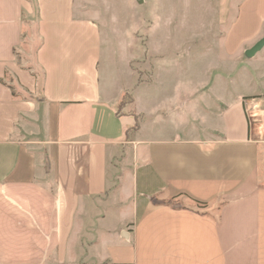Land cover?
Wrapping results in <instances>:
<instances>
[{
  "label": "crops",
  "instance_id": "crops-1",
  "mask_svg": "<svg viewBox=\"0 0 264 264\" xmlns=\"http://www.w3.org/2000/svg\"><path fill=\"white\" fill-rule=\"evenodd\" d=\"M96 1L0 0V264H264V46L194 119L180 96L128 135ZM214 1L233 63L264 0Z\"/></svg>",
  "mask_w": 264,
  "mask_h": 264
},
{
  "label": "rangeland",
  "instance_id": "rangeland-1",
  "mask_svg": "<svg viewBox=\"0 0 264 264\" xmlns=\"http://www.w3.org/2000/svg\"><path fill=\"white\" fill-rule=\"evenodd\" d=\"M97 1L103 35L101 78L104 84L112 79L124 88L118 105L123 102L122 112L135 113L142 136L154 127L176 125L169 119L154 126L152 112L147 113L150 106L177 103L181 96L194 119L200 115L194 109L197 96L206 106L210 95L241 86V63L248 57H234L232 63L220 52L221 39L213 35L214 0ZM170 114L167 108L166 116Z\"/></svg>",
  "mask_w": 264,
  "mask_h": 264
},
{
  "label": "water",
  "instance_id": "water-1",
  "mask_svg": "<svg viewBox=\"0 0 264 264\" xmlns=\"http://www.w3.org/2000/svg\"><path fill=\"white\" fill-rule=\"evenodd\" d=\"M264 46V37L258 41L253 47H251L247 52V56H253L257 51H259Z\"/></svg>",
  "mask_w": 264,
  "mask_h": 264
},
{
  "label": "trees",
  "instance_id": "trees-1",
  "mask_svg": "<svg viewBox=\"0 0 264 264\" xmlns=\"http://www.w3.org/2000/svg\"><path fill=\"white\" fill-rule=\"evenodd\" d=\"M121 106H124V103L121 102L119 105H118V108H117V113L118 114H125L124 112H122L120 109L122 108ZM127 113V112H126ZM128 114H133L132 111L128 112ZM139 128V123L138 121L135 123L134 126L130 127L127 131V134H131L130 132H134L136 131L137 129Z\"/></svg>",
  "mask_w": 264,
  "mask_h": 264
},
{
  "label": "built area",
  "instance_id": "built-area-1",
  "mask_svg": "<svg viewBox=\"0 0 264 264\" xmlns=\"http://www.w3.org/2000/svg\"><path fill=\"white\" fill-rule=\"evenodd\" d=\"M254 121H251V124L253 123Z\"/></svg>",
  "mask_w": 264,
  "mask_h": 264
}]
</instances>
